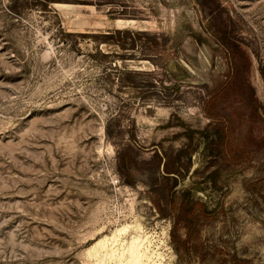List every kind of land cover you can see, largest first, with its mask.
Segmentation results:
<instances>
[{"label": "rangeland", "instance_id": "1", "mask_svg": "<svg viewBox=\"0 0 264 264\" xmlns=\"http://www.w3.org/2000/svg\"><path fill=\"white\" fill-rule=\"evenodd\" d=\"M90 1L0 0V264H127L132 236L143 264H264V0ZM113 28L145 36L92 35ZM208 111L253 127L241 162L211 153ZM190 144L170 195L220 214L179 254L151 188Z\"/></svg>", "mask_w": 264, "mask_h": 264}, {"label": "trees", "instance_id": "2", "mask_svg": "<svg viewBox=\"0 0 264 264\" xmlns=\"http://www.w3.org/2000/svg\"><path fill=\"white\" fill-rule=\"evenodd\" d=\"M50 3L54 2H66V3H75V4H85L90 5L94 4L90 0H47ZM98 7V3L96 4ZM111 13V11H110ZM95 39H98L99 43H106L109 46L116 48H124L127 44L135 46V41L137 36H145V33L142 31H133L130 28H113L107 30L106 32H100L97 34H92ZM130 38L131 43H127L126 39ZM154 44H157L156 41ZM233 79V78H232ZM224 92L225 89H222ZM219 93H222L221 91ZM264 112V111H263ZM257 114H259L257 112ZM208 118L210 119L209 124L207 125V130L212 129L216 138L209 142L211 153L219 160L222 159L225 162L235 164L239 163L245 157L246 152L242 151L250 145V140L253 138V127H250V133L248 137L244 139L236 138L235 136V119L240 117H215V114L211 111H208ZM260 121L263 130H264V117H250L249 125L252 126L255 122ZM204 137V134L201 133ZM190 142L193 140L192 136H189ZM264 147V136L261 141ZM192 145H187L180 152L174 156L170 153H165L163 156L156 154L155 158L157 159V169L162 168L163 176L161 182H157L151 188V199L155 204L158 211L165 217L173 218V227L171 230L172 243L177 253H181L187 250V244L189 239L193 234H197V229L201 223H208L212 220H215L219 214V208L213 210L209 209L205 202L196 200L192 203L188 201H182L178 204L175 197H171L170 193L172 189L177 186V176L183 172L181 167V155L184 152H189ZM133 148L129 146H124L121 148L120 157L123 155L130 156L132 155ZM190 166V161L186 170ZM173 182V185L171 183ZM258 182V183H257ZM260 184V181H250L244 183V188L249 193H254L257 185ZM170 205L169 210L164 209V199ZM177 208V210H176ZM176 210V213L174 210ZM181 230H184V233H180ZM229 260L232 264H244V259H240L236 252L229 251Z\"/></svg>", "mask_w": 264, "mask_h": 264}, {"label": "bare ground", "instance_id": "3", "mask_svg": "<svg viewBox=\"0 0 264 264\" xmlns=\"http://www.w3.org/2000/svg\"><path fill=\"white\" fill-rule=\"evenodd\" d=\"M123 230V229H121ZM119 230V232L121 231ZM120 234V233H119ZM145 240L143 237L141 236H132L131 241L129 243L128 248L126 249L127 253H124V251H121L122 254H128V262L127 264H143L145 260L149 259V255L147 250H143L144 248V244H145ZM99 247H103L104 246V241L99 242L97 244ZM97 245L93 246L92 250L95 249L96 247H98ZM153 247V246H152ZM97 249V248H96ZM106 249V248H105ZM99 251V250H98ZM153 253V250H152ZM155 253V252H154ZM158 253V252H157ZM115 251L114 253L110 254V257L115 256ZM121 254V255H122ZM150 254V253H149ZM158 256V255H156ZM154 257V256H153ZM109 260V259H108ZM154 261V260H153ZM102 262V261H101ZM152 262V260H151ZM156 262V261H155ZM115 264H123L122 262H117Z\"/></svg>", "mask_w": 264, "mask_h": 264}]
</instances>
